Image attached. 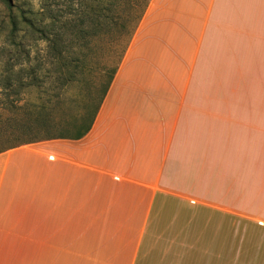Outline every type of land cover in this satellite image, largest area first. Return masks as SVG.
Listing matches in <instances>:
<instances>
[{
    "label": "crops",
    "instance_id": "1",
    "mask_svg": "<svg viewBox=\"0 0 264 264\" xmlns=\"http://www.w3.org/2000/svg\"><path fill=\"white\" fill-rule=\"evenodd\" d=\"M264 264V0H150L89 132L0 153V264Z\"/></svg>",
    "mask_w": 264,
    "mask_h": 264
},
{
    "label": "rangeland",
    "instance_id": "2",
    "mask_svg": "<svg viewBox=\"0 0 264 264\" xmlns=\"http://www.w3.org/2000/svg\"><path fill=\"white\" fill-rule=\"evenodd\" d=\"M93 2L89 0L90 4ZM79 3V0H12L9 6L6 0H0V149L68 132L84 111V105L92 108L97 102L106 75L98 70L90 75L79 74L77 81L66 85L55 64L37 70L40 63L50 61L42 51L45 43L37 41V35L18 18L22 10L27 20H33L42 9V20L47 24L50 14H58L55 29L62 34V43H70L63 24L66 31L68 28L78 31L82 26L79 22L83 9ZM13 18L18 19L15 28L11 23ZM85 27L89 30L83 48L87 62L96 68L112 67L115 59L109 52L108 37L113 35L114 27L101 38L92 35V19L87 20ZM34 76L38 77V87L28 85ZM4 264H12L11 255H4Z\"/></svg>",
    "mask_w": 264,
    "mask_h": 264
},
{
    "label": "trees",
    "instance_id": "3",
    "mask_svg": "<svg viewBox=\"0 0 264 264\" xmlns=\"http://www.w3.org/2000/svg\"><path fill=\"white\" fill-rule=\"evenodd\" d=\"M79 1V6L83 9L82 18L79 22L82 26L78 28V31H72L70 28L66 31L63 24L64 35L66 34V38L72 41L70 42L72 45L66 42L62 43V34L55 29V23L57 21L56 15L58 14H50L47 24H44L42 20L41 15H44L42 9L41 12H36V18L33 20H27L22 10L18 18L37 35V41L45 43L42 51L46 58H50V61L46 59L45 62L40 63V65L37 66V70L43 69L46 64H55L58 67L57 71L63 75L61 77L62 83H66V85L77 81L79 74L90 75L98 70L106 75V81L101 86L97 102L92 108L84 105V111L74 120L68 132H64L61 135H51L45 138L23 141L6 149H0V153L11 148L37 141L57 138L76 140L82 138L89 132L114 74L150 0H94L92 4L89 3V0ZM6 2L9 6H12V0H6ZM89 18L92 19L93 23L92 35H98L100 38L109 35V30H111V27H114L113 35L108 37L111 50H109V52L114 54L113 60L115 59L112 67L103 65L100 68H96L87 62V53L83 48H86L87 36H89V30L85 27ZM17 21V18L11 20L13 28L17 26ZM75 39L76 42H74ZM82 40H85V43L82 42ZM38 82V77L34 76L31 83L28 85L38 87ZM89 94L90 93L87 92V95ZM86 101L84 103H86Z\"/></svg>",
    "mask_w": 264,
    "mask_h": 264
}]
</instances>
